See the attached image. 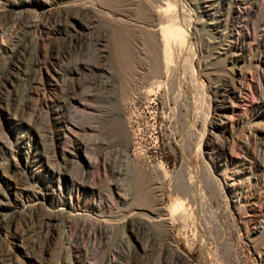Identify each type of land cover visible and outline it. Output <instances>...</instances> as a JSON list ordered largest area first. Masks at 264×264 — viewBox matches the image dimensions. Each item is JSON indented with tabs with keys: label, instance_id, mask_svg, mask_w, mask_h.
I'll return each mask as SVG.
<instances>
[{
	"label": "rangeland",
	"instance_id": "rangeland-1",
	"mask_svg": "<svg viewBox=\"0 0 264 264\" xmlns=\"http://www.w3.org/2000/svg\"><path fill=\"white\" fill-rule=\"evenodd\" d=\"M39 1L0 0V264H264V0Z\"/></svg>",
	"mask_w": 264,
	"mask_h": 264
},
{
	"label": "bare ground",
	"instance_id": "bare-ground-1",
	"mask_svg": "<svg viewBox=\"0 0 264 264\" xmlns=\"http://www.w3.org/2000/svg\"><path fill=\"white\" fill-rule=\"evenodd\" d=\"M29 1V0H28ZM31 1H33V0H31ZM36 1V0H35ZM141 1V0H140ZM175 1V0H174ZM40 3H41V7L42 8H46V7H49L51 4H52V1L51 0H40L39 1ZM88 2V1H87ZM155 2V1H154ZM167 2V1H166ZM165 2V3H166ZM146 4H148L147 2H146ZM150 4V3H149ZM75 5V4H74ZM153 5V4H152ZM152 5H149L148 7L151 9V11L152 12H154V7H156L155 5H154V7L152 6ZM79 6V5H78ZM144 6V5H143ZM158 6V5H157ZM165 6V5H164ZM171 7H170V3H168L167 2V4H166V7H165V10H163V13H166V12H168V10H170L171 11V9H170ZM149 9V10H150ZM163 9V8H162ZM162 9H159V10H157L158 11V13H159V11L161 12V10ZM175 9V8H174ZM148 10V11H149ZM145 11H146V9H145ZM148 11H146V12H148ZM175 11V10H174ZM35 12H37L38 13V11H36L35 10ZM155 13V12H154ZM157 13V14H158ZM170 13H172L171 15H168L167 17H166V20H165V23H167V24H165V25H167V26H165V25H163L164 23H162L163 21H162V19H161V23H160V25H158V28H159V26H160V28L162 29V31H161V37H162V52H163V61H164V68H167L168 67V62H169V49H170V47H172V46H170L169 47V44H170V42H172V39H173V41H174V38H177L178 39V41H180V43L181 42H185V38H186V28H178V26L180 25V23L178 22V26L176 25V23H177V19H178V17H177V13L175 12H170ZM173 13H174V15H173ZM147 15H148V13H146ZM151 14V13H150ZM150 14L148 15V16H150ZM161 14V13H160ZM153 15H156V14H153ZM167 15V14H166ZM156 16H158V15H156ZM161 16V15H160ZM163 16V15H162ZM38 17V16H37ZM155 17V16H154ZM164 17H165V14H164ZM151 18V17H150ZM152 19V18H151ZM157 19V18H156ZM153 20V19H152ZM181 20V19H180ZM178 21H179V19H178ZM154 22V21H153ZM159 22V21H158ZM155 24V23H154ZM157 24V23H156ZM163 26H162V25ZM181 24H183V22L181 23ZM151 25H152V23H151ZM150 25V26H151ZM154 27V26H153ZM163 27V28H162ZM152 28V27H151ZM148 29V28H147ZM150 29V28H149ZM155 29V28H154ZM151 30V29H150ZM154 31V30H153ZM155 31H156V29H155ZM158 31V30H157ZM149 33H152V30L149 32ZM157 35V34H156ZM151 36V35H150ZM149 36V37H150ZM160 37V36H159ZM158 38V37H157ZM150 39H151V37H150ZM154 39V38H153ZM153 39H151L150 41L152 42V40ZM154 41V40H153ZM157 41V40H156ZM175 42V41H174ZM153 43V42H152ZM157 44V43H156ZM174 44V43H173ZM176 44V43H175ZM152 46H153V44H152ZM188 45L186 44V49L188 48L187 47ZM161 47V46H160ZM174 47V46H173ZM155 48V47H154ZM154 48H152L153 50H155ZM157 48H158V46H157ZM176 48V47H175ZM171 50V49H170ZM185 50V49H184ZM155 51H157V50H155ZM175 51V50H174ZM179 51V50H178ZM13 52V51H12ZM172 53V52H171ZM160 54H162V53H160ZM173 54V53H172ZM176 54V53H175ZM194 54V53H193ZM177 55V54H176ZM187 58V57H186ZM172 59V58H171ZM188 62V61H187ZM186 62V63H187ZM186 66V65H185ZM176 67V66H175ZM33 68V67H32ZM170 68V67H169ZM192 68V67H191ZM165 70V69H164ZM189 70V69H188ZM191 70V69H190ZM36 74V73H35ZM193 76V75H192ZM181 78V77H180ZM159 83V82H158ZM157 83V84H158ZM262 98H264V95H263V97ZM33 113V112H32ZM122 153H126L125 151H122ZM75 155V154H74ZM50 165V164H49ZM44 166V165H43ZM56 169V168H55ZM162 169V168H161ZM53 170H54V168H53ZM53 170H51V171H49V170H46V167H44L43 169H42V171L43 172H46V173H48V175L50 176V177H52V178H56L57 179V182L59 181V174L57 173V172H55V171H53ZM58 171V170H57ZM58 172H60V171H58ZM64 173V172H63ZM88 181V180H87ZM78 189V188H77ZM23 191V190H22ZM76 192V189L74 190V193ZM6 195V194H5ZM22 195V194H21ZM45 196V192H43L42 190L41 191H39V192H37L36 194H33V200H32V202H38V201H40V199H42L43 197ZM71 196V195H70ZM9 197V196H8ZM72 199V198H71ZM13 201V203H16V198L14 197V199L12 200ZM18 201V200H17ZM22 202V201H21ZM1 203V202H0ZM58 204H57V206H61V207H63V208H65V209H68V211L70 212V213H73L74 211H76V207H75V204L72 202V200H69V201H59V202H57ZM24 204V203H23ZM40 206H41V204H39ZM24 206V205H23ZM175 206V205H174ZM33 209H34V207L33 206H31ZM83 207V209H85V211L86 210H98L99 209V205H96V204H88V205H84V206H82ZM177 206H175V208H176ZM179 207V206H178ZM0 208H4V209H7L8 208V206L4 203V204H0ZM25 208V207H24ZM29 208V207H28ZM31 208V209H32ZM101 208V207H100ZM32 209V210H33ZM173 209H174V207H173ZM172 209V211L170 212L173 216H174V218H178V219H180V220H182V221H184V220H186V213H184L183 211H181V210H178V209H174L173 210ZM180 209H181V207H180ZM31 210V211H32ZM28 211V210H27ZM47 211V210H46ZM45 211V218L42 220L43 221V223H44V225L46 226V224H47V226H48V224L50 223V221L54 218V214L53 213H51V212H46ZM64 210L63 209H61V211H59L60 213H62ZM29 212V211H28ZM33 212V211H32ZM91 212V211H90ZM69 213V214H70ZM80 213V212H79ZM44 214V213H43ZM42 214V215H43ZM63 214V213H62ZM76 214V213H75ZM83 214V213H82ZM86 214V213H85ZM97 214V213H96ZM105 214V213H104ZM33 215V214H32ZM39 215V214H38ZM37 215V216H38ZM41 215V216H42ZM79 214H77V216H78ZM102 215V214H101ZM101 215H98V216H101ZM167 215H168V213H167ZM28 216H30V214L28 215ZM35 216H36V214H35ZM97 216V215H96ZM67 217H69V216H67ZM80 219H82L83 221H90L91 219L93 220L94 219V221L96 222V223H98V224H103V223H106V220L105 219H102V218H97V217H94V218H91L92 216H87V215H80ZM102 217V216H101ZM171 217V216H170ZM40 218H43V217H40ZM71 218V217H70ZM79 218V217H78ZM105 218V217H104ZM172 218V217H171ZM173 218V219H174ZM80 219H78V221L80 220ZM107 219V218H106ZM75 220H76V218H75ZM65 221V220H64ZM67 221H69V220H67ZM77 221V222H78ZM108 221H109V219H108ZM66 222V221H65ZM77 222H75V223H77ZM80 222V221H79ZM170 222H171V220H170ZM97 224V225H98ZM112 224V223H111ZM39 225H41V224H39ZM44 225H43V227H44ZM92 225H93V223H92ZM96 225V224H95ZM42 226V225H41ZM78 226V225H77ZM85 226V225H84ZM88 226V225H87ZM106 227V226H105ZM95 228V227H94ZM109 228V227H108ZM104 229H106V228H104ZM82 230V229H81ZM92 231V230H91ZM96 231V230H95ZM48 232V231H47ZM95 233V232H94ZM87 234H88V232H87ZM89 234H91V233H89ZM88 234V235H89ZM108 234V233H107ZM75 235V234H74ZM91 236V235H90ZM88 237V236H87ZM85 238V237H84ZM91 238V237H90ZM81 239V238H80ZM83 240V239H82ZM86 240H87V238H86ZM94 240V239H93ZM75 244V243H74ZM73 244V245H74ZM77 245V244H76ZM150 245V244H149ZM169 246V245H168ZM70 249V248H69ZM166 249V248H165ZM171 249V251L175 254V255H177L179 258H181L186 264H192L191 262H189L183 255H181V253H179L176 249H173L172 247H169V249L168 250H170ZM71 250V249H70ZM73 251V253H74V261L77 263V264H89V262H87V259L89 258H87L86 259V257H85V259H86V261L84 260V259H81L80 258V256H81V253H83V250H82V248L81 247H78V246H74L73 247V249L71 250V252ZM71 254V253H70ZM87 254V253H86ZM73 255V254H72ZM96 256V255H95ZM84 257V256H83ZM68 259H69V257H68ZM71 262V261H70ZM73 262V261H72ZM114 262V261H113ZM69 263V262H68ZM63 264V263H62ZM70 264V263H69Z\"/></svg>",
	"mask_w": 264,
	"mask_h": 264
},
{
	"label": "built area",
	"instance_id": "built-area-1",
	"mask_svg": "<svg viewBox=\"0 0 264 264\" xmlns=\"http://www.w3.org/2000/svg\"><path fill=\"white\" fill-rule=\"evenodd\" d=\"M135 136L133 135V138H134ZM134 140L135 139H133V142H134ZM144 151H141V153H139V157H141L142 159H144V160H146V161H149V158H148V156L145 154V153H143Z\"/></svg>",
	"mask_w": 264,
	"mask_h": 264
}]
</instances>
